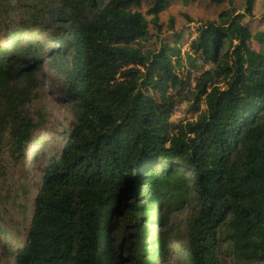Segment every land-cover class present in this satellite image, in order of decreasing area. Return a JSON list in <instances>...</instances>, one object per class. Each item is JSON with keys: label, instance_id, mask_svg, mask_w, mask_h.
Listing matches in <instances>:
<instances>
[{"label": "trees", "instance_id": "obj_1", "mask_svg": "<svg viewBox=\"0 0 264 264\" xmlns=\"http://www.w3.org/2000/svg\"><path fill=\"white\" fill-rule=\"evenodd\" d=\"M201 1L228 2L219 20L198 21L187 54L212 63L194 90L206 108L173 123L187 26L161 23L170 0H0V157L5 147L23 153L41 124L33 108L44 100L46 55L58 60L75 117L13 264H264V49L250 47L248 20L256 0ZM17 6L29 14L24 28L3 29ZM117 216L126 225L113 245Z\"/></svg>", "mask_w": 264, "mask_h": 264}, {"label": "rangeland", "instance_id": "obj_2", "mask_svg": "<svg viewBox=\"0 0 264 264\" xmlns=\"http://www.w3.org/2000/svg\"><path fill=\"white\" fill-rule=\"evenodd\" d=\"M13 1L19 4V0ZM235 2L239 3L242 0ZM227 7L228 2L214 5L201 0H170L168 7L160 14L161 23L164 25L170 17H174L178 26H187L183 28L184 30L186 28L185 37L181 44L180 66L176 69L185 85L172 90L176 97V106L170 117L173 123L195 120L206 108L203 98H195L194 90L197 78L211 68L212 63L204 64L201 60L195 62L189 59L187 54L191 40L197 35L198 21L219 20V14ZM19 9L18 7L16 11L10 12L9 17L14 18L4 25L3 29L24 28V19H27L29 14L25 11V15V12ZM237 11L243 10L239 8ZM4 12H8V9H4L2 13ZM6 15L7 13L4 14V18ZM186 15L195 22H186ZM147 17L150 19V16ZM248 20L252 33L249 40L250 47L256 51L264 49L261 35L264 32V0H256L254 14L252 17L249 16ZM34 29L41 39H45L46 33L40 27ZM37 74L42 80L44 100L33 109L37 112L38 107L42 108V112H39L41 124L39 123L27 147L21 151L23 153L18 154L13 147H5L0 157V264H13L15 251L26 242L33 214V200L44 170L51 157L60 152L68 131L75 121L71 105L62 97L58 60L46 55L44 67ZM138 202H141L140 198ZM125 207L127 210V206ZM113 225L116 227L115 233L119 232L113 241V245H117L122 241L124 234L121 232L125 231L126 220L121 224L117 216ZM176 258L177 256L173 255V260L169 261H174ZM229 260L231 264H237L231 257Z\"/></svg>", "mask_w": 264, "mask_h": 264}]
</instances>
